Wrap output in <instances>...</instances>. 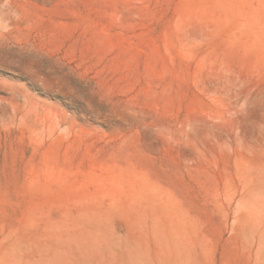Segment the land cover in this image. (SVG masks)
Masks as SVG:
<instances>
[{
	"label": "rangeland",
	"instance_id": "rangeland-1",
	"mask_svg": "<svg viewBox=\"0 0 264 264\" xmlns=\"http://www.w3.org/2000/svg\"><path fill=\"white\" fill-rule=\"evenodd\" d=\"M0 264H264V0H0Z\"/></svg>",
	"mask_w": 264,
	"mask_h": 264
}]
</instances>
